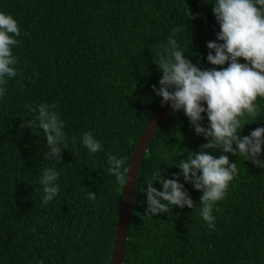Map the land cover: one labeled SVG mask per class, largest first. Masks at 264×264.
<instances>
[{
	"label": "trees",
	"instance_id": "16d2710c",
	"mask_svg": "<svg viewBox=\"0 0 264 264\" xmlns=\"http://www.w3.org/2000/svg\"><path fill=\"white\" fill-rule=\"evenodd\" d=\"M188 9L198 17L185 18ZM0 11L13 15L21 29L12 50L18 75L4 85L0 100V264H110L124 184L108 174L107 154L127 157L128 168L141 131L163 107L151 86L159 87L156 49L172 27L182 30L176 39L186 58L213 67L205 59L206 42L219 31L212 4L0 0ZM41 103L58 105L64 121L68 147L60 162L46 158L42 130L21 127ZM258 103L259 117L247 120L241 135L264 127V101ZM201 123L206 126V118ZM88 132L102 142V151L83 149L81 137ZM206 142L182 111L154 132L139 165L121 264H264V170L242 157L227 154L238 174L217 202L214 230L199 217L201 192L190 183L185 189L192 209L170 206L168 213L144 215L142 190L151 173L163 163L162 175L170 178L187 151ZM161 153L171 159L162 161ZM48 167L61 172L60 191L45 207L38 180ZM88 191L95 201L86 198Z\"/></svg>",
	"mask_w": 264,
	"mask_h": 264
},
{
	"label": "clouds",
	"instance_id": "9594fccd",
	"mask_svg": "<svg viewBox=\"0 0 264 264\" xmlns=\"http://www.w3.org/2000/svg\"><path fill=\"white\" fill-rule=\"evenodd\" d=\"M204 2L212 4V14L219 27L215 41L206 42L205 59L213 67H200L186 58L176 39L182 30L172 27L166 43L156 49L158 62L155 64L162 75L159 87L152 85L151 88L160 98L161 106L168 105L174 113L182 111L195 135L207 142L198 151H187L185 158L175 166L179 172L170 178L162 175L161 163L159 170L153 171L145 181L142 192L146 193L147 204L144 215L152 218L168 213L170 206L192 209L194 202L185 189V184L190 183L194 190L201 192L195 208L199 217L209 230H214L216 217L213 212L217 202L225 198L230 183L238 174L236 162L230 163L227 154L242 157L264 170V127L241 135L242 128L249 124L246 121L254 122L259 117L258 100L264 101V0ZM198 15H192L188 9L185 18L196 19ZM183 26L185 28L184 22ZM20 33L17 19L0 11V100L5 95L4 85L18 75L19 60L12 50L20 43L16 39ZM57 108L56 104H39L31 109L34 119L22 123L21 127L42 130L48 149L46 158L60 162L61 151L68 145L64 121ZM205 118L207 125L203 126L201 122ZM80 143L88 154L103 150L102 142L92 132L83 134ZM214 150L221 154L213 156ZM160 159L171 157L161 153ZM126 161L127 157L107 154V172L120 184L129 179ZM60 175L55 167H48L39 177L43 206L47 207L57 198ZM154 182L160 185L159 190L153 186ZM86 198L95 201L96 194L88 191ZM36 222L39 223L38 218ZM32 230L35 231V226Z\"/></svg>",
	"mask_w": 264,
	"mask_h": 264
},
{
	"label": "water",
	"instance_id": "95a60500",
	"mask_svg": "<svg viewBox=\"0 0 264 264\" xmlns=\"http://www.w3.org/2000/svg\"><path fill=\"white\" fill-rule=\"evenodd\" d=\"M173 114V110L168 106L164 105L145 125L141 131L136 144L134 146L128 168L130 169L128 173L129 179L123 185L122 191V205L120 208L117 226L115 229V240L112 250V255L110 259V264H121L122 255L124 250V244L126 241L127 225L130 217L132 200L134 195V186L137 179L139 165L142 156L147 150V145L158 127L167 120ZM127 175V173H126Z\"/></svg>",
	"mask_w": 264,
	"mask_h": 264
}]
</instances>
